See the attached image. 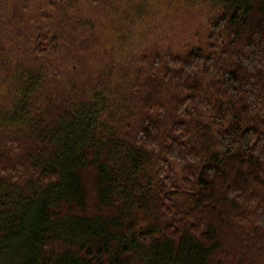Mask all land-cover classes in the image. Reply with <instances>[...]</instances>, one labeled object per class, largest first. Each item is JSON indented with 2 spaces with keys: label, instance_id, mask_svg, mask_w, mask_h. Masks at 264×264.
I'll list each match as a JSON object with an SVG mask.
<instances>
[{
  "label": "trees",
  "instance_id": "16d2710c",
  "mask_svg": "<svg viewBox=\"0 0 264 264\" xmlns=\"http://www.w3.org/2000/svg\"><path fill=\"white\" fill-rule=\"evenodd\" d=\"M201 1L193 45L3 61L0 264H264V0Z\"/></svg>",
  "mask_w": 264,
  "mask_h": 264
},
{
  "label": "rangeland",
  "instance_id": "374dc122",
  "mask_svg": "<svg viewBox=\"0 0 264 264\" xmlns=\"http://www.w3.org/2000/svg\"><path fill=\"white\" fill-rule=\"evenodd\" d=\"M57 5L53 9L46 0L1 1L0 66L5 59L11 66L15 57H21L23 45L19 42L29 41L35 26L57 32L62 43L68 35H74L76 41L87 38L88 49L98 43L104 60L117 68L121 60L143 51L146 43L158 42L173 49L177 43L193 45L204 35L207 20L215 13L201 0H58ZM16 26L22 30L21 38L14 37ZM4 79L2 75L0 84ZM2 87L0 107L6 105L10 92Z\"/></svg>",
  "mask_w": 264,
  "mask_h": 264
}]
</instances>
